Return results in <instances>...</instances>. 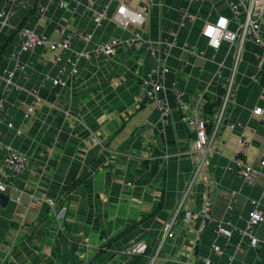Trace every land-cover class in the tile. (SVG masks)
<instances>
[{"label":"crops","instance_id":"1","mask_svg":"<svg viewBox=\"0 0 264 264\" xmlns=\"http://www.w3.org/2000/svg\"><path fill=\"white\" fill-rule=\"evenodd\" d=\"M17 1L23 7L10 18L9 26L0 25V72L12 69L8 58L16 48V33L34 23L36 1ZM58 1L52 0L37 25V31L51 40L58 38L59 27L91 33L96 43L130 36L107 20L94 28L95 10L102 0H93L95 10L80 15L59 9ZM152 1L142 32L152 43L167 38L169 32H176L178 41L177 48L160 58L169 68L161 96L173 108L165 128L160 127L153 106H144L140 101V81L154 66L155 58L138 47L82 60L75 80L62 91L42 82L44 76H55L59 67L53 54L35 49L21 56L25 71H15L6 99L14 128L5 130L0 142L27 155L30 167L11 183V188L22 194L20 202L9 199L6 207H0L3 264H147L151 256H156L155 264H201L204 258L211 264H264V224L254 229L257 246L243 247L242 253L233 248L237 237L220 254L214 253L211 247L221 246L222 242L213 235L212 224L197 233L200 219L189 228L177 222L173 237L160 245L163 227L188 186L196 159L192 149L194 132L186 127L185 116L174 110L171 83L182 91V100L189 109L198 101L202 107L216 101L217 91L224 93V85L215 82L217 65H223L224 77L229 75L234 46L223 44L214 56H209L200 35L205 22L217 16L229 17L221 0H205L198 6L189 0ZM3 2L0 0V11ZM124 2L132 9H142L143 0ZM112 11L113 6L107 14ZM182 11L200 17L176 31ZM187 46L204 56L189 55ZM71 48L81 51L85 45L74 41ZM258 54L255 46H243L234 92L224 109V125L216 130L209 154L212 217L225 218L229 204L232 222L238 226L242 222L237 216L248 211L250 200L264 204V180L259 177L255 186L248 188L233 173L223 171L237 150V132L225 124H242L249 143L245 161L259 168V152L264 148V68L260 71L258 67ZM31 93L37 98L36 110L28 121H23L24 107L34 102ZM255 108H262L263 114L254 115ZM92 138L98 146L92 144ZM3 156L0 152V158ZM200 191V184L190 189L183 210L198 212ZM46 200L54 202L52 209ZM62 207L65 212L58 219ZM132 241L146 243L143 258L122 254Z\"/></svg>","mask_w":264,"mask_h":264},{"label":"built area","instance_id":"2","mask_svg":"<svg viewBox=\"0 0 264 264\" xmlns=\"http://www.w3.org/2000/svg\"><path fill=\"white\" fill-rule=\"evenodd\" d=\"M35 12L33 25L23 26L16 33V48L9 56L12 63V69H4L0 72V138L5 130H12L14 124L10 113V106L6 103L9 91L12 88V79L15 71L24 73L25 68L20 64V58L23 54L33 52L35 49H46L53 54L54 61L59 64L55 76H44L43 83L49 84L53 89L62 91L72 83L78 73V65L82 60H94L100 57L113 56L122 48L136 46L146 52L149 56L155 58V64L151 70L142 77L140 81V101L144 106H153L159 117L161 128L167 126L168 119L172 112V107L161 96L164 81L163 79L169 74V68L163 63L162 59L166 58L169 52L178 46L176 32H169L167 38L152 43L142 32L145 25L147 13L152 9V0H143L142 9L135 10L127 6L124 0H102L100 6L95 10L93 0H84L78 3L68 4L64 0L57 2L59 9L70 10L73 14H83L85 11L93 12V26L95 29L102 25L104 20L113 24L122 32H127L128 38H109L102 42H93V36L88 32L68 31L63 27L58 29V38L51 40L37 31L38 21L46 15L52 0H35ZM205 0H189L192 5H201ZM223 6L228 10L229 17L217 16L210 22H205L200 31L201 37L205 40L206 46L210 52L209 56H214L223 44L234 46L232 54V63L229 69V75L224 77L222 64L217 65L215 73V82H221L224 85V93L221 96V106L218 112L211 120V131L207 130L208 120L200 116L202 104L198 101L194 107L188 108L182 100L183 93L174 87L171 83V95L174 101V110L185 116L184 123L187 128L194 132L192 142L193 153L196 156L194 167L186 190L182 193L178 206L168 223L163 227V233L160 245L167 239L173 237L172 229L178 222L182 228H189L197 219L201 223L197 233H202L207 224H212L213 235L220 239L222 244L213 245L211 250L220 254L222 248L231 246L232 240L237 237L238 242L233 248L242 253V248L254 249L259 240L254 236V229L264 224V204L255 200H250L248 211L237 216V220L242 222L241 226L232 222L230 217L231 206H226V216L222 220L212 217V180L210 178L211 162L209 154L211 144L215 137L216 130L223 124L224 109L230 102L234 92L235 74L237 66L241 61V51L245 44H251L259 50L255 60L260 67L264 68V0H221ZM113 6L111 15L107 14L110 7ZM23 7L22 2L17 0H4L3 8L0 11V25L7 27L10 18ZM198 14H191L189 11H182L177 18L176 31L184 29L187 24L199 19ZM77 41L85 45V49L78 51L71 48L72 42ZM189 55L202 57L204 53L193 50L190 46L186 47ZM33 103L26 105L22 114V120L28 121L35 112V103L37 98L34 93ZM22 105V104H21ZM58 110H60L58 108ZM252 113L257 116L263 114L262 108H255ZM68 117V113L64 112ZM226 128L237 132V150L231 155L230 163L223 168L227 173H233L248 188H253L259 179L264 180V148L259 152V168L249 165L245 161L249 143L243 132L240 122L235 124H225ZM20 133L17 132V135ZM92 144L99 145V142L92 138ZM0 152L3 157L0 158V193L7 194L9 199L14 203H19L22 199L21 193H16L15 188H11V183L19 176L24 174L30 167V159L27 155L15 151L9 146L2 145L0 142ZM200 184V206L197 213L191 210H183V202L194 185ZM233 195L232 193L230 194ZM30 197V196H29ZM31 198V197H30ZM231 200V199H229ZM228 200V202H229ZM50 209L54 207L52 200H46ZM65 208H60L57 218H61ZM147 246L143 241H132L123 250V254L129 257L142 256L146 253ZM156 256H151L147 264H155ZM0 264H3L0 261ZM201 264H211L209 260L202 259Z\"/></svg>","mask_w":264,"mask_h":264},{"label":"trees","instance_id":"3","mask_svg":"<svg viewBox=\"0 0 264 264\" xmlns=\"http://www.w3.org/2000/svg\"><path fill=\"white\" fill-rule=\"evenodd\" d=\"M263 81H264V79H263ZM217 94H218V99L216 101H214V102H206V104H204L203 107H202L203 117L208 120V124H207V130L208 131H211V127H212L211 120H212L213 114L215 112L214 110L218 107V105H220V98L219 97L223 94V90H218ZM123 250H122V254H123ZM99 254L101 255V254H103V252H99ZM143 256H145V254L142 255V256H133L131 258H133V259L138 258V257L139 258H141V257L143 258ZM126 257H129V256H126Z\"/></svg>","mask_w":264,"mask_h":264},{"label":"water","instance_id":"4","mask_svg":"<svg viewBox=\"0 0 264 264\" xmlns=\"http://www.w3.org/2000/svg\"><path fill=\"white\" fill-rule=\"evenodd\" d=\"M9 198L5 194H0V207H6Z\"/></svg>","mask_w":264,"mask_h":264}]
</instances>
